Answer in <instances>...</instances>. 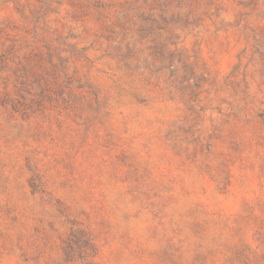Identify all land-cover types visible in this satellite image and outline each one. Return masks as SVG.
Returning a JSON list of instances; mask_svg holds the SVG:
<instances>
[{
  "label": "rangeland",
  "instance_id": "374dc122",
  "mask_svg": "<svg viewBox=\"0 0 264 264\" xmlns=\"http://www.w3.org/2000/svg\"><path fill=\"white\" fill-rule=\"evenodd\" d=\"M0 264H264V0H0Z\"/></svg>",
  "mask_w": 264,
  "mask_h": 264
}]
</instances>
